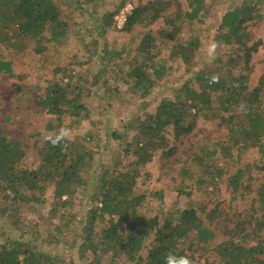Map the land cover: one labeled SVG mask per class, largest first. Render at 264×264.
Wrapping results in <instances>:
<instances>
[{"label":"trees","instance_id":"1","mask_svg":"<svg viewBox=\"0 0 264 264\" xmlns=\"http://www.w3.org/2000/svg\"><path fill=\"white\" fill-rule=\"evenodd\" d=\"M98 1L101 0H85V4L91 6ZM186 2L187 10L175 11L171 17L164 16L168 7L161 0L136 6L122 28L118 27L117 18L124 7L107 16L102 35L113 22L132 37L127 46L107 52L101 58L103 69L111 72V68H117L122 82L131 86L137 97L144 99L143 108L153 104V90L173 77L176 70L169 60L193 61L200 52V35L185 38L182 27L185 22L205 21L208 0ZM262 6L264 0H242L219 18L216 42L238 53V60L242 59L244 63L234 64L235 59L230 57L226 62L229 72L224 76H216L210 69L191 71L195 74L196 84L188 81L179 93L174 92L173 98H162L155 114L135 127L133 141L124 149L126 156L131 154L133 158L127 171L105 169L95 176L92 171L96 167V152L85 142L64 138L54 147L45 139L62 125L65 117H91L86 104V80L80 81V78L72 82L70 78L66 82L67 77H62L50 82L43 91L34 92L38 108L53 116L58 125L51 122L46 134L34 135L39 161L34 168H23L21 165L26 156L23 145L0 124V199L12 202L3 209L0 219L5 218L11 230H17L24 206L42 208L49 191L54 196L52 213L57 214L59 209L65 212L71 206L79 189L88 190L92 186L95 192L93 204L88 214L81 217L80 229L75 235L78 254L88 264H103L105 256L107 264H165L170 253L188 256L193 264H202L199 260L208 254L210 245H214L217 256L205 264H264V183L255 190L259 215L255 228H252L254 215L236 212L235 218L224 219L232 224L231 228L225 224L223 235L227 239L216 243L217 231L201 217V213H207L212 220L221 217L223 201L208 211L211 202L220 200L221 181L227 179L232 202H235L245 200L253 191L255 174L264 173V74L259 84L250 89L247 73L253 55L262 45L261 40L255 41L248 25L264 20L260 11ZM159 21L166 26L159 32L151 29L139 35L133 30L138 24L148 26ZM75 24L65 17L54 0H0V46L18 54H25L30 46L36 53H42L45 45L62 46ZM160 44L172 45L168 59L160 57ZM125 66L130 67L127 74ZM234 69L239 72L234 74ZM66 70L61 68L56 72ZM0 76H16L12 61L1 52ZM15 89L23 98L28 97L22 87L15 85ZM200 117L206 123L225 122L228 131L225 143L198 127ZM114 136L121 135L114 133ZM184 139H189L188 148L183 152L184 159H180L177 158L178 143ZM252 149H257L259 159L241 168V159ZM157 153L166 160L159 179L168 176L176 181L177 195L187 200L185 208L167 217L160 214L149 217L142 210L146 201L155 203L165 199L164 189H148V183L153 180L151 173L141 172ZM221 162L228 163L223 166ZM233 162L238 164L236 171L230 168ZM141 175L143 183L137 187ZM231 211L232 208L225 215ZM5 230L0 234V264H67L66 260L38 249L35 245L40 240L38 233H33L32 241L11 236L1 239ZM146 246L149 248L144 255Z\"/></svg>","mask_w":264,"mask_h":264},{"label":"rangeland","instance_id":"2","mask_svg":"<svg viewBox=\"0 0 264 264\" xmlns=\"http://www.w3.org/2000/svg\"><path fill=\"white\" fill-rule=\"evenodd\" d=\"M54 1L59 5L65 17L76 23L68 40L62 46L45 45L42 53H36L30 46L25 54H18L0 46L1 54L12 61L16 75L14 78L0 76V124L23 145L26 151V156L21 165L23 168H34L39 161L38 150L34 146V135L38 133L46 134L47 125L51 122L56 127L58 125L53 116L47 115L44 110L38 108L37 100L33 97L34 92H40L41 89L43 91L50 82L60 80L62 77L65 79L67 77L66 82L70 78H72V82H77L80 78V81H87L85 95L86 104L91 110V117L89 119L65 117L62 125L55 128L50 135H59V130L66 128L71 133L70 136L65 137L66 139H79V143L85 142L87 147L96 152V167L92 174L98 176L105 169L111 172L130 169L133 158L131 154L126 156L124 149H127L128 143L133 141L135 127L143 123L150 115L155 114L158 102L162 98H173V94L176 96L175 93H179L178 90H181L182 85L188 81L192 80L196 84L195 74L191 71L210 69L213 70L216 76H224L229 72L226 62L229 61L230 57L235 59L232 62L234 64L238 61L244 63L242 59L238 60V53L233 52L232 49L228 50V47L215 40L219 18L226 10H231L236 5L241 4L242 0H208L205 5V21L185 22L182 27L183 37L189 38L194 34L201 37V49L197 58L189 62L182 61L179 58L169 60V64L173 65L176 70L175 75L173 74L172 78L153 90L152 94L155 99L153 104L148 108H143L144 99L137 97L134 89L122 82L120 75H117V68L116 70L111 68V72L105 71L101 63V58L107 52H115L117 49L127 46L130 43L131 34L123 29H118L113 22L105 35H102L101 32L107 16L118 11L120 7H125L129 3L134 7L145 6L148 2L156 0H101L91 6L85 4V0ZM161 1L169 8L165 9L164 16L169 15L171 17L175 11L187 10L186 0ZM260 11L264 15V6L261 7ZM165 27L162 21H159L148 26L138 24L133 30L139 35H144L151 29L159 32ZM248 30L254 35L255 41H262L258 52L253 55L249 72H247L250 75V89H253L259 84L260 78L264 74V20L258 24H249ZM213 43L217 47L214 52L210 53L209 48ZM252 44L253 42L250 43V45ZM160 46L162 48L160 57L168 59L172 45L160 44ZM128 47H131V45ZM133 49L136 48L133 47ZM61 68H66L67 72L60 71L57 73L56 69ZM124 71L127 74L130 67L125 66ZM238 72V69L233 70L234 74ZM15 85L22 87L28 97L23 98L22 94L17 93ZM198 127L203 129L207 135L225 143L224 139L228 131L223 120L206 123L200 117ZM114 133L121 136H114ZM188 141L189 139H184L178 143L177 158L184 159L183 152L188 148ZM258 159L257 149L250 150L241 159V168L254 163ZM165 163L166 160L157 153L153 161L141 169L143 174L151 173L153 176V180L148 183L149 190H165L164 202L161 200L155 203H150L152 201L143 203L142 210L149 217L159 214L167 217L171 213L185 208L186 205V198L178 196L176 193V181H172L168 176L159 179L161 167ZM226 163L228 162H221L220 165L225 166ZM230 168L232 171H236L238 164L233 162L230 164ZM263 175L264 173L255 174L256 181L253 184V191L247 195L245 200L238 199L235 202H232L231 188L227 179L221 181L220 200L211 202L208 208V211H210L216 207L218 202L223 201L220 206L221 217L212 220V217L207 213H201V217L217 231L216 243L227 239L223 232L225 224L229 223L224 219L225 217L235 218L236 212L243 211L248 212L246 214L254 215L255 220L252 228H255L256 218L259 216L257 203L255 202L257 196L255 190L260 184L264 183ZM142 183L143 176L141 175L137 187L141 186ZM78 192L72 199L71 206L65 212L59 209L57 214L52 213L54 196L51 191L46 194L45 205L42 208L40 206H24L19 215L20 225L17 230L12 231L5 218L0 219V234L6 229V234L2 235L1 239L11 236L14 239L32 241L34 239L33 233H38L40 240L35 245L40 251L64 259L67 264H88V261L82 260L78 254L75 235L76 231L80 229L81 217L88 214L93 204L91 201H93L95 192L92 186L88 190L79 189ZM6 202L8 201L0 199V217L3 216V209L12 203ZM230 208L233 211L226 216L225 214L230 211ZM7 217L10 216L7 215ZM215 221L221 223V225L216 224ZM231 227L232 224H229V228ZM58 240L62 242L56 243ZM147 248L149 246H146ZM214 249V245H210L208 254L199 261L205 264L206 261L212 262L215 260L217 254ZM147 251L148 249L144 255ZM106 258V256L103 257V264H107L108 258ZM58 264L61 263L58 262Z\"/></svg>","mask_w":264,"mask_h":264},{"label":"clouds","instance_id":"3","mask_svg":"<svg viewBox=\"0 0 264 264\" xmlns=\"http://www.w3.org/2000/svg\"><path fill=\"white\" fill-rule=\"evenodd\" d=\"M216 47L217 45L215 43L211 44L209 52H214ZM241 108H243V105H241ZM70 135L71 133L69 129L62 128L59 130V135H57L54 139L51 136H47L45 137V139L49 140L51 144L55 147L59 145L62 139ZM165 264H193V261L188 256H176L170 253L166 257Z\"/></svg>","mask_w":264,"mask_h":264},{"label":"built area","instance_id":"4","mask_svg":"<svg viewBox=\"0 0 264 264\" xmlns=\"http://www.w3.org/2000/svg\"><path fill=\"white\" fill-rule=\"evenodd\" d=\"M134 9V6L129 3L127 4L119 13L118 15V27L122 28L126 21H127V16L132 12V10Z\"/></svg>","mask_w":264,"mask_h":264}]
</instances>
